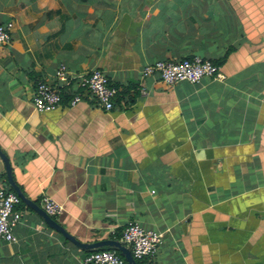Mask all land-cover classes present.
Returning <instances> with one entry per match:
<instances>
[{"label": "crops", "instance_id": "obj_1", "mask_svg": "<svg viewBox=\"0 0 264 264\" xmlns=\"http://www.w3.org/2000/svg\"><path fill=\"white\" fill-rule=\"evenodd\" d=\"M5 21L0 150L23 197L61 204L52 218L80 242L127 221L160 231L142 264H264V0H0ZM192 55L224 56L221 78L140 76ZM60 63L102 71L112 108L35 111V82L53 83ZM0 183L10 188L1 159ZM17 208L0 264H80L91 251Z\"/></svg>", "mask_w": 264, "mask_h": 264}, {"label": "built area", "instance_id": "obj_2", "mask_svg": "<svg viewBox=\"0 0 264 264\" xmlns=\"http://www.w3.org/2000/svg\"><path fill=\"white\" fill-rule=\"evenodd\" d=\"M12 22H0V44H6L10 39ZM156 76L166 85L177 81L197 83L203 77L221 78L218 65L211 60L196 55L178 60H155L140 68V76ZM53 83L43 80L35 82L31 95V104L37 112H49L57 109L63 102L73 106L83 98L93 100L104 111L113 106L117 93L116 86L100 70L92 69L86 73L71 74L64 64L60 63L53 71ZM76 91L64 99L67 89ZM20 197L0 183V240L13 242V227L20 222L21 212L17 205ZM39 205L43 211L53 217L62 210L61 204L48 195L42 194ZM111 231L110 238L117 239L125 245L134 260L154 256L161 242L162 233L157 230L143 228L136 222L127 221L120 230L118 238ZM80 264H126L123 256L114 248L94 249L86 253Z\"/></svg>", "mask_w": 264, "mask_h": 264}, {"label": "water", "instance_id": "obj_3", "mask_svg": "<svg viewBox=\"0 0 264 264\" xmlns=\"http://www.w3.org/2000/svg\"><path fill=\"white\" fill-rule=\"evenodd\" d=\"M0 159L3 162L4 165V174L6 181L11 189L20 197V199L27 204L30 208H32L41 218L42 220L51 228L59 232L62 237L69 242L73 243L75 246L79 248H85V249H102V248H114L116 249L124 258L126 264H136L135 260L132 258L129 249L123 245L120 241L117 239H101L94 242H80L76 240L72 235H70L67 231L63 229L52 217L47 215L42 208H40L36 203L33 201L23 197L20 190L16 187L14 184L12 177H11V169L8 162V159L6 155L0 150Z\"/></svg>", "mask_w": 264, "mask_h": 264}, {"label": "trees", "instance_id": "obj_4", "mask_svg": "<svg viewBox=\"0 0 264 264\" xmlns=\"http://www.w3.org/2000/svg\"><path fill=\"white\" fill-rule=\"evenodd\" d=\"M223 58H224V56H222V58L219 59V60H215V61L211 60V62H213L215 65H219V64H221ZM76 91H79V90H78V89H75V90H74L72 87H70L69 89H67V92L64 94V99L68 98L69 95H71L72 93H74V92H76ZM9 189L12 190L11 188H9ZM120 230H121V228H118V229L115 230V233H114L115 238H118L119 233H120ZM102 249H106V247H105V248H102ZM117 252H118V251H117ZM118 253H119V252H118ZM119 254H120V253H119ZM143 259H145V258L135 260L136 264H142V260H143Z\"/></svg>", "mask_w": 264, "mask_h": 264}]
</instances>
